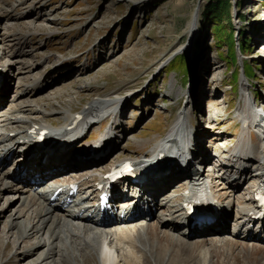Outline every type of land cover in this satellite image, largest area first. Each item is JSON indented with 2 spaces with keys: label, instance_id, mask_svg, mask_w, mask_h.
Segmentation results:
<instances>
[{
  "label": "rangeland",
  "instance_id": "rangeland-1",
  "mask_svg": "<svg viewBox=\"0 0 264 264\" xmlns=\"http://www.w3.org/2000/svg\"><path fill=\"white\" fill-rule=\"evenodd\" d=\"M216 4L221 8L219 19L222 22L218 42L214 29L219 24L210 21L218 17L213 9ZM226 6L230 10V18L224 12ZM30 29L36 32L31 34ZM24 33L26 36L21 39ZM232 41L236 48L235 64L230 49ZM0 47V63L5 61L7 66L13 63L9 67L11 75L19 72L16 78L13 77L15 83L12 90L6 83L0 111L8 110L10 105L13 110L26 100L32 105L40 104V107L32 106L31 111L26 110L28 107L11 111L8 115H12L13 119L18 116L25 117L24 121L30 119L29 123L53 122L52 126L57 128L65 119L60 111L74 105L76 113V102L86 99V106L93 98H120L117 116L119 118L121 114V128L127 131V137L123 142H117L112 159L109 160L110 157L103 168L109 167L107 165L112 160L119 162L125 158L151 155L158 142L153 139L166 137L167 131L179 123L177 119L180 115L188 116L187 125L193 123L195 136L203 147L202 151L205 150L202 159L221 155L224 148L220 143L237 144L245 130L247 138L257 136L256 131L252 133L253 129L244 127L241 121L240 125L238 120L242 118L238 117L237 109L252 91L260 100L257 108L263 105L264 109V0H0ZM16 58L24 63V59H33L35 66L22 73L20 62L14 63ZM175 62L187 63L184 67L187 70H171L170 65ZM248 65L252 71L246 76L243 71H247ZM24 66L30 67L29 63ZM36 79H40L39 85L32 92H24L29 86L32 89L31 82ZM242 83L246 84V91ZM25 93L28 95L23 96ZM250 100L255 105L254 99ZM1 106L5 107L2 109ZM42 112L46 116L40 115ZM112 122V117H107L104 124L98 123V131L94 133L105 130ZM22 123L15 129L25 126ZM11 127L9 124L8 129ZM198 129L203 140L197 136ZM145 140L148 142L143 146L138 143ZM215 142L218 145L213 154ZM20 148L16 153L21 152ZM215 161L219 164L217 173H222L221 177L214 179L218 183L213 190L218 195L225 191L221 188L225 181L223 176H228V173L225 169L219 170L224 160L218 158ZM29 163L32 164V161ZM250 170L254 175L261 173L252 168ZM0 172H7L4 165L0 167ZM242 179L243 183L247 181L244 177ZM179 180L176 183L173 181L174 185L170 182L172 187L178 186V205L182 203L180 194L183 192ZM253 183L250 181L237 189L248 197L247 200ZM7 193L12 191L4 193L5 204L0 203V237H5L7 244H0V264H34L33 260L41 252L35 250L34 253L20 255L19 247L26 242H35L36 238L23 237L25 239L17 241L15 235L7 233L12 217L15 215L16 218L20 209V206L13 205L16 201L11 205L6 203ZM162 212L154 218L160 217ZM26 219V215L17 219L20 225L12 229L16 235L25 230L21 221ZM234 226L227 227L216 237L215 234L206 235L208 232L198 238L181 236L182 242L202 245V249L199 247L201 256H191L187 251H166L160 256L158 253L149 256L146 264H170L168 260L171 259L176 261L175 264H190L187 261L189 256L198 260L194 264H245L255 260L257 257L253 252L246 255L241 247L238 261L230 258L232 253L228 250L214 256L209 253L213 259H204V253H201L204 245L206 248L211 239L229 238ZM171 232L175 233L174 230ZM21 239L24 242L20 243ZM165 239L158 232L155 242L164 244ZM169 242L170 239L166 244ZM120 254L121 262L127 264L126 255ZM53 260L59 263L65 261L57 254ZM71 262L76 264L74 258ZM87 262L96 264L94 257ZM250 263L253 264V261ZM257 264L264 262L258 260Z\"/></svg>",
  "mask_w": 264,
  "mask_h": 264
},
{
  "label": "bare ground",
  "instance_id": "bare-ground-1",
  "mask_svg": "<svg viewBox=\"0 0 264 264\" xmlns=\"http://www.w3.org/2000/svg\"><path fill=\"white\" fill-rule=\"evenodd\" d=\"M193 27L194 26L192 25V28ZM35 32L36 30L34 29L30 31L31 34H34ZM25 36V33L21 35V39H23ZM1 48L2 47H0V55ZM19 52L20 51H18V53ZM17 62L24 63L22 60L18 61L16 58L14 63ZM12 64L13 63H10L9 67H11ZM24 64L28 65V63ZM1 66L4 67L5 63H0V73H2L1 69H3L1 68ZM34 82L35 81L31 82L32 89L29 86L23 91L32 92V90L36 88V84H33ZM6 83L8 82L6 81L3 83L2 88L0 89L1 92H3V90L5 89ZM242 87L243 90H247L245 83H242ZM246 99L247 96L244 99V103L237 109L238 117L242 118V120H238V122L241 126L243 123L244 127L253 129L252 133L253 131L257 132V136L254 137L252 135V137L257 139L258 144L254 147L248 141L247 130H245L240 136L238 143L236 144V150L239 153V159H237V161L241 162V159L246 161L242 169L238 170V172H228L227 170L229 168H227L225 165H222L221 168H219V170L225 169V172L228 173V176L223 177H225L230 184L228 186L229 191H225V203H222L223 200L218 203L219 206H222L224 208L219 210L218 214L223 218L224 222H226L229 217H226V215L235 204L238 205L239 209L238 212L235 213L237 216L234 217L235 214H232L231 217L233 220L228 222V225H230L231 227H233L235 224L234 228L232 229V236L226 239L221 238L222 240H219L218 238H215L216 240L213 239L214 241L212 239L211 241L208 240L210 241V244L208 243L209 245L207 244L208 246L206 248L204 245L203 250H201V253H204V259H213V257H209V253L210 255L214 256L219 252L228 250L232 253V256H230V258L238 261L239 252L241 253L239 247H241L242 252L246 255L250 252H253L254 257H257L255 260H250V262L253 261V264H257L258 260L264 262V235L255 233L258 228L253 232V229L251 230V227H249V225L247 224L248 219H246V217L249 216V213L254 210L255 204H259L258 202L255 203L254 195L260 187L261 182H264V113L263 110L258 109L257 105H254L250 99H247V101ZM29 103L31 102H28L26 100V102L13 108L12 111H21L23 110L22 107H28L26 110L31 111L33 105ZM119 106L120 98H117L116 96H105L93 98V100L89 101L86 106H84L80 111L76 113H71L68 109H64L63 111L59 110L60 113L64 115L65 119L62 125H58L59 127L57 128L52 126L53 122H51L50 124L42 121H33L29 123L30 119H28V121H24L25 117L18 116H15L13 119L12 115H8L5 110V112L0 111V158L3 157L5 159L3 160L6 161L8 159V155H10L13 150L17 151V148L19 147H21L19 150L22 151L25 145L23 141L26 139L29 146H32L36 145L38 141L42 140L41 136H43L44 139L50 138L52 134L60 131L65 123L68 124L70 122H73L74 117L78 113H83L78 115V117L80 119H83V122L88 121V126L92 125L93 123L102 122L107 117H112L114 119L112 127L115 126L114 128H117V113H119ZM40 115L46 116L44 112H42ZM177 120L179 121V123L172 126L171 130L168 131L166 137L153 139L154 142L158 141L157 146H154L153 148V152H155L154 156H156L159 148L168 147L169 144H178L180 139H184L186 136H189V133L187 134V130L189 129V126L187 125L188 116L180 115ZM20 123L27 127L23 126L25 127L24 129L23 127H19L18 130H16L15 128L18 127ZM9 124H11L13 127L8 129ZM44 131H46V133H44ZM192 136L196 137L194 131ZM29 137L34 140L28 141ZM114 137H116V135ZM14 138L15 140L12 141L11 139ZM170 139H174V141H171ZM147 142L148 141L145 140L138 143L140 145L142 144L143 146ZM199 143L200 141L196 137L194 150L195 152H197V155L195 157L198 159L201 158L200 161H202V163H207V172L205 174L204 172H200L199 168H196L195 172L192 173V175L183 176L178 173L176 167H173L170 169L169 174H164L166 169H163V171L160 173L161 176H164L163 181H153L151 183L159 190L164 187L167 188V186H171L170 182H172V179L174 177H177L180 179V189H183L182 194H180L182 197V203H180L179 205L166 204L165 206H167V211L162 212L161 216L156 219L153 217L154 214L151 207L147 211L139 209L142 201H145L148 198V196L146 197V195H152V191L150 190L144 191L143 189V194H141L139 198H136V195H138L136 192H133L131 194L134 197L131 201H135L136 206L139 209L138 213L141 219H135L134 214H129V216L125 220H121V218L123 217L120 218V215L118 216L119 218H108L101 220L95 219L93 217H88L87 213H83L79 216L77 211L81 208L80 206H78L77 209H73L72 207H65L63 204H61L60 201L52 203L53 200L50 199V196H48L47 194H43L40 195V198H42L44 202L48 203L49 206H44L41 204V201L30 198V200L34 201V203H32L27 208L22 206L20 207L16 218L15 215L14 217H12L13 219L10 221L7 233H11L9 234L10 236L15 235L17 241L23 237L30 238L34 236V238H36L35 242H26V245L19 247L20 255L34 253L35 250H39L41 252L40 255L33 260L34 264H74L73 262H71V259L73 258L75 259L76 264H88V259H92L93 257L96 260V264H124L123 262H121L123 259L121 260L120 258V252H122V254H124V256L126 255V257L128 258V262L126 261L127 264H146V262L149 261V256H153L155 253H158V256H160L166 251H169L171 253H174L176 251H187L191 256H197V254L201 256L199 247L202 249V245H198V242H196V244H188L187 242H182V239L185 238L184 234L187 232L185 231L183 233L181 228V224L184 222L183 217L181 216L183 212L176 216L175 214L177 212H173L172 210L175 207L179 208L180 211V207L183 205V203L188 199L196 197L199 192L212 197L214 194L213 189L216 186L215 184H217L214 179H218L219 177H221L222 173L219 174L216 170V168L219 167V164H217L213 157H210L212 159L208 160L202 159V154L203 152H205V150L202 151L203 147L199 145ZM64 144L59 146L54 154L48 155V167H44L41 163L44 159L43 156L37 157L36 159H34L35 161H32V164L30 163L28 168H26L28 174L25 176V180H23L22 178H18V180H20L18 182L21 183L23 181H30V179L33 178L39 180L40 184L44 183L48 176L51 175V172H55V169L62 166V161L58 158V155L65 154L73 147L72 143L64 142ZM199 147L200 149L197 150V148ZM254 151H256L257 153H254ZM154 156L145 155L141 158L130 157L126 158L125 160L133 161L136 167V172L139 173L140 168L138 166V163H150ZM251 160H256L255 164H258L260 161V163L262 164L261 168L263 167V169L260 170L261 173H256V175H254L253 171L250 170L251 166L246 167L247 165H250L249 161ZM36 161H38L39 163H37ZM124 161H122V163ZM28 162L31 161L27 160L25 161V164ZM239 173L247 174L245 178L249 176V180L254 181L253 187H251L249 200H247L248 197L239 192L240 190L237 191V189L241 187V182H239ZM17 174H20V172L13 171L11 173V176L14 178V176H16ZM71 174L75 175L74 172H72ZM206 174L210 178L207 177ZM8 176V172H0V199L3 198V194L5 193V191L9 190L12 186V184H10V181L8 180ZM98 179L101 181L108 180L104 177V175L99 176ZM54 181L56 182V185L53 182L49 184L48 187H53V189H56L64 184V179H62L61 177H56ZM31 186L26 187V189H31ZM225 187L226 185H223L221 190H226ZM151 189H154V187ZM19 190L20 189L18 188L17 191ZM176 191L178 193V190ZM169 192H167L166 194H168ZM22 193H24V190H22ZM178 198L180 199V196H178ZM147 200L150 201L149 198ZM239 213L243 216L238 217ZM25 215L27 217L26 221H21V225H25V230H23L21 234L18 233V235H16V233L13 232L12 229L20 225V222H17V219ZM136 216H138V214ZM147 217H150V221L146 219L147 221L145 222V218ZM153 218L155 221L152 220ZM129 221H135V223H128ZM249 222H251V219H249ZM261 222H264V219ZM113 225L117 226L114 228H109ZM224 228L225 225L219 223L209 229L213 234H215L214 236L216 237L220 235V233L225 231ZM173 230L175 233L171 232ZM158 232H161L163 236L166 237L164 244L155 242ZM181 236L183 238H181ZM5 239L6 238L3 236L0 237V244L2 246L7 245L5 243ZM23 239H21L20 243L24 242ZM169 239L170 242L166 244V241H168ZM17 241H15V243ZM203 243L204 242L202 240V244ZM43 246H46L45 249L42 248ZM15 253L17 254L18 252L15 251ZM56 254L65 261L59 263V261L53 260V256ZM158 258L161 259L162 257ZM168 261L170 264L176 263V261L173 259ZM187 261H190V264H194L198 260L195 261L194 258L191 259V257L189 256V259H187ZM250 262H245V264H251ZM235 264L239 263L236 262Z\"/></svg>",
  "mask_w": 264,
  "mask_h": 264
},
{
  "label": "trees",
  "instance_id": "trees-1",
  "mask_svg": "<svg viewBox=\"0 0 264 264\" xmlns=\"http://www.w3.org/2000/svg\"><path fill=\"white\" fill-rule=\"evenodd\" d=\"M215 1H219V0H215ZM219 5L218 4H216L215 6H213V9H214V14H217V19H215V20H210V21H213V22H217L218 24H219V27H216L214 30H215V32H216V34H217V42H218V40L220 41V32H221V24H222V22L220 21V19H219V14L221 13V8H219L218 7ZM228 6H226L225 8H224V12H225V14H226V16L228 17V18H230V10H228ZM231 52H232V54H233V56H234V60H233V63L235 64L236 63V58H235V54H234V52L236 53V48H235V45H234V43H233V41H232V43H231ZM198 59H199V57H198ZM172 66L174 67V68H176V69H184V70H187L186 68H184V67H187V63L186 64H179L178 62H175L174 64L172 63ZM248 70L249 71H252V67L249 65L248 66Z\"/></svg>",
  "mask_w": 264,
  "mask_h": 264
}]
</instances>
